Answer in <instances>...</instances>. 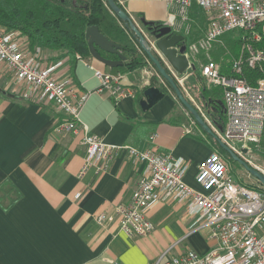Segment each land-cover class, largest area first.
Wrapping results in <instances>:
<instances>
[{
	"label": "crops",
	"instance_id": "crops-1",
	"mask_svg": "<svg viewBox=\"0 0 264 264\" xmlns=\"http://www.w3.org/2000/svg\"><path fill=\"white\" fill-rule=\"evenodd\" d=\"M172 1L115 0L143 33L146 31L141 19L166 25L173 13ZM190 11L191 38H200L206 29L205 16L196 5ZM131 43L144 66L117 74L125 87L134 89V96L116 102L106 93H93L82 108L80 119L90 134L106 143L182 158L188 165L184 181L198 189L194 180L196 166L213 152L214 146L174 92L162 83L164 80L157 76L133 39ZM43 53L47 64L56 62L50 60L55 54ZM154 54L157 55L155 50ZM198 59L204 62V55ZM58 61L62 64L55 72L56 78L72 79L82 92L95 90L99 85L93 69L106 72L105 66L93 58L75 60L74 67L68 57ZM194 66V71H186L182 84L176 85L182 96L206 117L205 121L221 131L223 127L217 125L222 120L224 123V118H217L223 110L216 103H222V90L205 82L198 62ZM229 72V63L222 62L221 73ZM151 85L162 88L165 96L142 111L139 101L143 90ZM23 91L13 82L11 72L0 64V264H157L173 246L171 255L175 256L187 250L199 254L209 250L208 230L192 227L194 219L188 216L184 204L159 203L149 209L146 217L153 223L154 231L147 237L126 236L116 221L99 225L97 215L129 199L142 165L131 164L121 154L107 172L96 174L89 168L79 176L85 155L79 137L57 132L55 127L64 116L52 104L22 100ZM216 108L219 112H214ZM207 110L217 123L205 115ZM153 135L156 138L150 140ZM263 138L264 135L257 147L262 154ZM247 147L241 151L242 158L249 156L256 163L251 164L264 168V161L254 153L257 149L249 152ZM220 156L233 179L239 171V175H246L243 186L262 187L243 167L232 165L228 155ZM236 179L242 182V178ZM76 194L80 195L78 199Z\"/></svg>",
	"mask_w": 264,
	"mask_h": 264
},
{
	"label": "built area",
	"instance_id": "built-area-1",
	"mask_svg": "<svg viewBox=\"0 0 264 264\" xmlns=\"http://www.w3.org/2000/svg\"><path fill=\"white\" fill-rule=\"evenodd\" d=\"M192 5L204 14L206 24L204 35L196 39L191 38ZM170 6L173 13L165 26L184 38V56L188 63L198 62L205 82L222 90L224 123L221 131L214 128L212 122L205 121V116L201 117L205 118L216 139L242 158V149L259 144L264 132V77L254 85L241 78L244 64L258 72L263 69L264 47L255 45L260 42L256 27L264 23V0H173ZM237 29L245 32L239 55L231 59L221 56L220 62H215L210 56L213 44ZM186 37L190 38L189 43ZM147 40L154 49L153 42ZM156 53L168 75L181 85L190 67L178 74ZM201 54L204 62L198 59ZM222 62L229 63V74L221 73ZM0 64L11 72L15 85L24 88V100L52 104L64 116L55 127L57 132L79 137L85 152L79 176L89 168L96 174L107 172L111 162L121 154L126 155L131 164L142 165L129 199L97 215L95 220L99 225L116 221L126 236L147 237L154 231L153 223L146 217L149 209L159 203L184 204L188 216L194 219L192 227L208 230L211 246L203 254L187 250L176 256L169 254L173 246L162 254L157 264H264L262 184L258 188L237 184L222 157L212 152L196 166L197 189L184 181L188 165L182 158L169 153L139 151L130 145L109 144L89 133L80 113L91 94L106 93L116 102L134 96V89L125 87L119 74L93 69L99 85L95 90L82 92L72 79L56 78L55 72L62 62L47 64L40 46L30 48L19 32L1 27ZM156 74L163 81L157 71ZM162 83L166 86L164 81ZM155 138L153 135L150 140ZM247 164L264 176V169L250 162ZM79 197L75 195L76 199Z\"/></svg>",
	"mask_w": 264,
	"mask_h": 264
},
{
	"label": "trees",
	"instance_id": "trees-1",
	"mask_svg": "<svg viewBox=\"0 0 264 264\" xmlns=\"http://www.w3.org/2000/svg\"><path fill=\"white\" fill-rule=\"evenodd\" d=\"M153 25L160 27L158 24L153 23ZM91 26H96L107 40L119 45L121 54L125 57L121 67L105 66L107 73H125L144 66L142 59L136 56V50L131 43L133 33L128 32L124 23L111 13L105 0H0V27L6 31L19 32L30 48L40 46L43 52L55 54L50 59L51 61L68 57L72 67H74L75 60L89 61L92 57L85 33ZM256 31L260 35V42L255 47L263 48L264 23L258 25ZM228 44L241 46L242 38L228 41ZM223 45L227 47L225 41ZM97 51L104 59L118 60L114 54L99 49ZM239 53L232 56L236 58ZM219 54L220 51L217 52V55ZM152 66L154 67L153 64ZM261 77H264V65L261 72L250 69L246 64L242 66L241 78L245 79L248 84L254 85ZM164 82L172 90L168 83ZM216 110L219 112V109L216 108ZM222 114L223 112L220 111L221 117L217 119L222 120L224 118ZM209 117L215 119L212 113ZM222 121L216 125L223 127Z\"/></svg>",
	"mask_w": 264,
	"mask_h": 264
},
{
	"label": "water",
	"instance_id": "water-1",
	"mask_svg": "<svg viewBox=\"0 0 264 264\" xmlns=\"http://www.w3.org/2000/svg\"><path fill=\"white\" fill-rule=\"evenodd\" d=\"M108 9L116 18L124 23V27L128 32L133 33L134 42L140 47L141 51L147 56L149 61L154 65L155 70L159 76L168 83L174 92L178 101L182 106L193 116L194 120L201 126L206 133L215 137L204 119L201 117L197 109H195L188 101L182 96L180 89L177 87L175 81L168 75L163 67L159 56L154 54V50L162 56V58L170 65V67L178 74H183L188 67L192 71L195 70V66L192 63H188L184 56L185 41L181 35L171 32V28L168 26H154L153 23L145 22L141 19V24L145 29V33L150 37L153 42L154 49L150 46L149 41L145 35L138 29L132 19L116 5L114 0H105ZM87 39V45L89 53L93 59L109 68L121 67L125 61V57L121 54V47L115 43L107 40L98 30L96 26L88 27L85 33ZM97 49L114 54L118 57V60H107L98 54ZM165 94L156 87L149 86L143 90V97L139 101V106L142 111L148 110L156 105L160 100L164 98ZM222 110L223 104L221 102L216 103ZM217 110L215 109L214 112ZM211 116V113L208 114ZM216 138V137H215ZM217 140V139H216ZM220 147L225 150L235 161H237L250 175L256 178L264 186V176L250 167L246 161L236 156L230 149L224 144L218 141Z\"/></svg>",
	"mask_w": 264,
	"mask_h": 264
},
{
	"label": "rangeland",
	"instance_id": "rangeland-1",
	"mask_svg": "<svg viewBox=\"0 0 264 264\" xmlns=\"http://www.w3.org/2000/svg\"><path fill=\"white\" fill-rule=\"evenodd\" d=\"M204 23H205V21H204ZM203 26V25H202ZM205 26H206V24H205ZM244 34H245V32H243V31H241V30H239V29H237V30H234V31H231V32H228V33H226V34H224L220 39H218L214 44H213V49L210 51V56H211V58L215 61V62H220V58H221V56L222 57H224V58H227V59H231V57H232V55L233 56H235V55H237L238 53H239V50L241 49L240 47V45L239 44H228V41H235V40H237V39H239V38H242L243 36H244ZM186 39V41H187V43H189V41H190V38H188V37H186L185 38ZM226 42V44H227V47H224V45H223V42ZM229 45V46H228ZM220 51V54L219 55H217V52H219ZM202 55V54H201ZM216 55V56H215ZM200 56V55H199ZM198 56V57H199ZM189 103V102H188ZM204 112V111H203ZM205 113V115L207 116L209 113H210V111L209 110H207V111H205L204 112ZM264 135V134H263ZM207 136L209 137V139H210V142H212V144H213V146H214V150H213V152H216V153H218L219 155L220 154H226V155H228V157H229V159H230V163L232 164V165H234L235 167H238V168H240V169H243L242 168V166L237 162V161H235L225 150H223L221 147H220V144H219V142H218V140H216V138L215 137H213V136H211L210 134H208L207 133ZM263 140H264V138H263ZM260 144V143H259ZM259 144H257V145H247L248 147H247V149H248V151L249 152H254L253 150H255V149H257V147L259 146ZM238 146V145H237ZM264 151V150H263ZM254 153H257V155L264 161V153L262 154L261 152H260V150L259 149H257V151H255ZM245 160H248L250 163H253V164H255L256 165V163L253 161V159L252 158H250L249 156H247V157H245L244 158ZM258 166V165H257ZM262 169H264V168H262ZM240 174V172L238 171L237 173H236V175H238V177H234V179L237 181V179L236 178H242V182H241V180H238L237 182L238 183H244V181L246 180L245 178H246V175H239ZM242 185H244V184H242ZM245 186H247V185H245ZM182 244L183 245H185V244H187L186 242H183L182 241ZM170 255L171 254H173V252H171V253H169Z\"/></svg>",
	"mask_w": 264,
	"mask_h": 264
}]
</instances>
